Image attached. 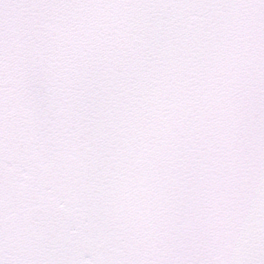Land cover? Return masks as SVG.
<instances>
[{"label":"snow or ice","instance_id":"snow-or-ice-1","mask_svg":"<svg viewBox=\"0 0 264 264\" xmlns=\"http://www.w3.org/2000/svg\"><path fill=\"white\" fill-rule=\"evenodd\" d=\"M0 264H264V0H0Z\"/></svg>","mask_w":264,"mask_h":264}]
</instances>
